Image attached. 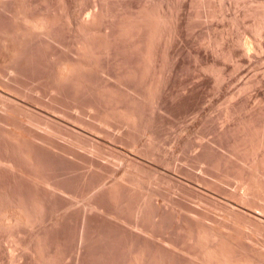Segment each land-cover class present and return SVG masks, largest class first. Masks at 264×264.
<instances>
[{
	"label": "rangeland",
	"instance_id": "1",
	"mask_svg": "<svg viewBox=\"0 0 264 264\" xmlns=\"http://www.w3.org/2000/svg\"><path fill=\"white\" fill-rule=\"evenodd\" d=\"M113 1L115 0H0V191L2 189L3 191L9 190L13 194L15 193V195H21L19 193H22L23 195H21L20 198H23V202L25 201L23 196H25L27 200L29 199L32 205L35 203L33 205L34 208H32V205L29 204V201H25L27 203L24 202L25 204H27V206L31 205L29 209L32 208V213L30 214H35L34 216L38 217H36L37 220L39 219V222H37L36 224V218H33V215H31L33 220L35 219V222L32 221V225H25L27 223H19L21 224L19 226L17 224L18 227H21L19 228V232L22 230L21 234L18 232V230H16L17 234H19L20 236L30 235V237L35 238V233L33 236L32 234L33 232H36L35 229L37 227V232L41 231L39 232V234H42V232L45 233L44 231L48 232L47 234L50 233V244L52 245V249L54 247V251L55 248H57L58 243H60V248L58 247V251L61 253L58 252V254H60L61 259L58 255V259H60L58 261L61 264H70L67 262L68 260H70L72 264L73 258L71 255L74 254L72 252L75 251V247L78 242L76 237L78 235L77 233L80 227V221L84 206L89 204V213L90 216H93L94 213L97 212L98 203L96 201H98V199L100 200V198L102 197L98 196L97 199V194H104L103 198L106 199V196L109 195V191L112 188L111 184L113 185V183H119L120 181V183L122 182L123 184L128 186L139 180V183L141 182L142 184L138 183V185H144V188L136 184L138 188L141 187V190L144 191L147 189V192L148 190L151 191L148 193L145 191L147 194L144 192V197H151V201L149 198H145L147 199L148 203L149 201L151 202V205L148 207H151V211H155V214L153 213L154 217H151L153 215H148V213L150 214V210L148 209L147 215L151 219L149 220L148 216H138V220H141L142 218L144 221L142 220L143 223L139 222L142 224V227L140 229H136V226H141V224L138 225V223H136L138 222L136 219L135 222V220H132L133 218L128 217L127 213L122 214L124 212L123 209L121 213V211L119 210L120 208L118 209V211L120 212H118L116 209H111L112 207L109 206L108 209H110L111 211L116 210V213L122 215L118 216V214L112 213L113 211L110 212V210H105V212L102 213V217H100L102 222H100L99 220L100 215L97 218L95 217L96 215L93 216L96 218V220H99H97V222H100L99 224L102 227L99 224L97 225L96 220L93 222L91 217V223H96L93 227V224L91 225V232L95 233V230L97 234V237L96 234H92L93 237L91 235L92 242L96 241V238L97 240L99 239V234L106 236V239H110L113 242L115 240H112L111 236H113L114 233L117 234L118 232H120L118 234L120 237L121 234H123L121 237L123 242L121 243L119 241V244H123V246L125 245L126 247L129 242L128 236L130 232V230H127V228L131 229V224H134L135 226L133 225V229H136L137 235L139 233V236H137L138 241L140 238L144 243L143 244L140 241L142 245L140 242H138L139 245H141L142 247L146 245V243L150 244V242H152V244H150V247L153 248V252L156 251L155 253L160 254V252L163 251V255L160 254L161 257L167 256L168 259H173L172 261L169 260L171 264H189L188 261H190V264H207L206 262H209L210 260L207 259V261L202 258V254L201 251H199V248L197 249L198 252H200L201 256L198 252L196 255L193 254L196 253L195 250L197 249H195V246L190 247L191 243H187L188 241L186 242V240L188 239H186L185 236L187 235L185 234L186 232L188 234V231L191 229L190 227L192 225L194 226L196 224L198 225V227L200 226L205 228L208 224L209 226L211 225L213 227V230L217 229L218 233L221 232L220 235H223L224 231L226 230L228 231L226 232V235L232 237L233 234V237L236 238L237 242H239L244 250L247 251V254H251V252H254L252 254H259L258 256H263L264 258V208H262L264 207V198L260 197L261 195H254L253 193L249 194L250 191L247 189V186H243L244 188L241 187L239 181L240 178L237 179L238 177L235 176V178L237 179L236 180L234 178V174H231L229 178H223V180L220 179L221 176L218 175V170V172H215V168H210L215 165V159L217 157L214 155L222 153L224 155L228 154L227 157L230 154L231 156L229 157L234 156L229 150H227V148L229 149V147L226 148L224 146V148L226 149L225 151V149L222 147L223 142L224 144H226V139L230 141L232 136H229V138L228 135H234L236 133V129L244 125L243 123L248 120V116L251 115V117L253 116V118L256 116V121L260 118V124L264 123V85H261L259 87V92L256 95L257 99L253 95H250L249 92H239L241 91V88L245 86V83H248L249 80L254 77L253 75L257 73L260 74L261 72L259 71L263 72L264 55L262 54L264 53L261 54L262 57L260 59H255L251 56V61H249V58L246 59L244 57L247 55V53H245V55L243 54L244 56L242 55L243 59L245 60L238 64V68L240 70H244V76H237L236 79H233L232 81L227 83L229 85H226V90L229 93L226 94V96L219 94V92L215 89L199 85V87H197L196 93L192 96L191 101H178L175 100L176 98H174L175 96L173 95L167 96L165 100L172 105V108L170 106L168 112H163L164 110L161 109V111L160 109H158V106L156 107V105H158L157 101L156 103L154 102V100H152L151 102V100L148 101L147 99L146 101V99H143L142 97L143 100H141V102H138L144 104L143 102L145 100L146 104H144V107L141 104V108L143 107L144 109H142L145 110H142L144 112V120L139 128L140 131L138 130V127L137 130L135 129V127H131L135 129L133 131L130 127L123 124L121 125V122L117 119H114L113 115L111 116V110L108 108V106H110L113 101H110L111 103L106 102L107 100L106 98L103 99V95L102 97H100L102 94V87L98 89V91L101 92H98L100 93L99 95L96 93V95H91L92 97H90V95L87 94L90 93L89 90L87 91V89H76L86 92H83L84 94L79 91H77V93L79 92L78 94L76 92L74 93V91L76 90L75 87H72L73 85L69 83V85H71L69 86L67 84L68 82L65 83V85L64 83L61 84L60 82L63 81H61L57 77V71L64 66L62 60L65 58H67L65 60H68V57L71 58L73 55H75L76 53H74V51L77 50V48H75L74 46L77 47L76 44L78 41H75L76 39L73 40L74 43L76 42V44L71 41L72 39H74L73 37H75L76 34H74L75 32L72 28L70 29V26L66 19L67 14H69V12L74 8H79L81 9L80 16L82 17L83 15L90 14L91 12L93 13L95 11L94 9L100 8L101 3L102 5L104 4V6L106 5V3L107 5L113 4L112 6H114L115 4H118V6H120L122 4L119 3L122 2L121 0H118V3ZM174 1H177L178 3L180 0H171V2ZM186 1L187 5L185 6V18L188 23H186L188 27L186 25V27H181V32L178 37L180 38L179 47L181 48L182 54L179 69L176 74H174L175 81L173 90L177 92L176 94H179V92L182 91L180 81L190 82L192 79H194L195 75L206 72L204 71L205 69L203 65L201 66V64L197 62L193 52L194 48L200 47L201 45L203 46L204 41L201 37L207 32L206 29H209L205 21L212 18V16L206 18L204 14H202L201 11L203 9L204 3L210 1L211 9L214 10V12L216 11V16H214L212 20L215 18L213 22L218 23V25L216 26L217 32L229 29L230 31H232V34H237V31L238 33H242L245 31V27H248V29L250 28V31L246 29L248 32H245L244 38H247L250 41H254L255 39H253V37L255 36V31L251 28L258 25V22L261 20L260 19L258 21L257 18H254V16L256 15L251 12H253L255 10V7L257 8L260 3L264 4L263 0H228V2H230V5L226 6L227 9H223V7L222 9H220L219 3H222V0ZM199 1L202 2L199 3ZM95 3L97 5H94ZM174 3L177 4L176 2ZM202 4L203 6L200 7V5ZM260 6L264 7V5ZM42 8H46L51 13L55 14L54 16H50V20L52 19L51 21L53 23H51L52 29L50 32V37L52 39L49 36L46 37V35L45 37L44 35L37 36L31 31L30 33H27L29 31H25L24 28H22L24 24L22 23L24 20L23 15L27 14L29 16H34V11ZM247 9L251 10L250 13L248 12L249 10L246 11ZM18 10H22L24 14L22 11L17 12ZM204 10H206L205 7ZM196 12L198 13L196 14ZM245 12H248V15L244 14ZM20 13L22 15L18 16V14ZM198 14L199 17L197 16ZM250 14H253V16H250ZM18 17L19 19H17ZM238 18L240 21H237ZM256 20L258 21L257 23H255ZM233 22L234 25H232ZM227 23L229 25H227ZM242 23L243 25H241ZM20 24H22V26ZM222 24H226L224 27H226L227 29L224 28ZM243 28L245 29L243 30ZM20 31L22 34L18 35L17 32L20 33ZM24 32L26 35L23 34ZM72 34H74L75 36H73ZM77 39H79V37H77ZM71 42L74 45L72 47H70V44H72ZM71 48L74 49V51H72ZM244 52L246 51L244 50L243 53ZM71 53L73 55L70 56ZM223 58H218L216 68H220L221 70H223L226 66L225 72H229L231 61L228 58V60H226V58ZM57 62L59 63V65H57ZM244 65L245 67H243ZM251 73L253 77L251 76ZM249 75L251 78L249 77L250 79L248 80L247 77ZM54 77L56 79H54ZM238 78L239 82L237 81ZM59 80L60 82H57ZM70 87L74 88V91ZM246 97L248 101L243 100ZM115 102L117 103V101H114L111 105L113 106ZM118 104H120L119 101ZM112 106H110V108L115 109V106H117V104L114 105V107ZM240 108L242 109V111ZM104 110L110 112V114L108 112V115H110L111 118ZM107 117L109 119V123L105 121V118L107 120ZM144 121H148V124H150V126L148 124L145 126L149 127L151 131L153 130L154 133L149 131L148 128L146 129V127H143ZM233 128H235V130ZM141 129H143L142 132ZM226 130H229L230 133ZM150 132L155 136H151L152 134ZM142 133H144L145 135ZM149 134L151 138H149ZM219 135H221L222 141L223 137L224 139L226 138V136L228 137L223 142H221V145L220 143H218V140L219 142L221 141L219 139ZM152 137H154L153 140H151ZM147 138H149V141H152V144L151 141L149 142ZM216 140L219 146L217 145V143H215ZM139 143H141L142 145ZM220 146L222 148H220ZM148 147L150 148V150ZM18 148L22 150H19ZM212 150H214L215 153L217 151V154H215ZM208 152L210 153V155L214 154L212 157L214 160L213 165H211L212 158L209 159L211 156H208ZM204 154H207L205 158L209 157V160H207V162L210 161L211 163H205V158L201 159L202 156H205ZM234 158L235 157H233V159ZM205 167L208 168L206 169ZM217 175L219 176V178ZM87 176L88 178H86ZM135 178L138 180H135ZM225 179L228 180L226 181ZM130 181H133V183H131ZM178 181L182 182V184L185 185L180 186L179 183H177ZM144 182L146 183V185L144 184ZM129 187L131 188L132 185H130ZM135 187L133 184L132 188ZM101 188H103V190H101ZM9 191L6 194L4 193L6 191H4L2 193V196L0 195V200L4 199ZM104 191H107L106 193H108V195L104 193ZM12 193L11 196H14ZM149 193L152 195H148ZM231 195L234 196L232 197ZM248 195L250 196V198ZM255 196H258L257 199ZM17 197L18 196H16V198ZM94 198H96L97 200ZM108 198L109 196L106 200H108ZM211 198H213L214 200L210 201ZM215 198L216 200L222 202V204H224L223 202L228 203L229 207L231 208H228L229 210L227 208H223L224 206L220 205V203L217 204V202H214ZM1 202H4V200H1ZM94 202H96V205L94 204V206H96V209L92 204ZM2 204L3 203H1L0 205L2 206ZM90 204L92 206H90ZM234 206L238 207L234 210H243V212L251 215L252 218L257 220L260 219L259 221L255 220V222L260 223L252 224L249 223L250 221H247L239 216L235 217L236 214L232 212V207L235 208ZM93 209L96 211L94 212ZM4 210L5 209L0 208V214L6 212L5 214H7L8 216L4 213V217L3 215H0V225L4 224L8 227L10 226L11 232L14 231V233H16L15 229L17 227L13 228L12 230L11 227L13 222L9 223L10 221H14L11 218L12 214L9 217V214L10 212L12 213V211H8V209L6 208L9 213L8 214L7 211ZM34 211H38V214L42 217H39V215ZM193 211L196 212L194 213ZM91 212H94L93 215ZM159 213L161 215L160 217L159 215H157ZM196 213L198 216L196 215ZM116 215L118 216V219L122 216L127 217L125 219H123V217L118 220ZM155 215L157 216L155 217ZM5 216L11 219L6 221L7 218ZM201 216H203V218ZM157 219L160 221L158 222ZM114 220L121 223L119 224L117 222L120 226L116 223L120 231L118 230V228L115 229L116 226L115 224H113ZM127 220L130 221L128 222ZM131 220L133 222L130 224ZM145 220H149L148 222L152 223L149 224L147 222L149 225L148 226ZM230 220H233V222ZM110 221L113 222L111 224L109 223L111 228L107 223ZM155 221H157L158 223ZM243 221L247 222L243 224ZM144 222L146 223V225L144 224ZM218 223L220 225H218ZM102 224H104V227L106 226V229L104 228L105 233L103 232L104 230L102 229ZM112 224L114 227H112ZM222 224H226L227 226H224ZM247 224L250 226H248ZM258 224L261 225L259 226ZM4 225L3 227L0 226V233L2 232L0 235V248L2 250V253H0V262H2L1 264H18L17 262H20V260H22V255L26 252L27 249L25 248V250L23 249V247H21L23 244H20L21 246H18L20 248L17 249V243L15 242H18V240L15 241L14 238L18 239V235L13 233L14 235L12 234L11 236L10 229L6 226L5 228H8V231L10 233L9 234L8 232H6V234L8 233L10 237L8 236V234H4L6 230L4 228ZM95 225L98 226L99 229L103 230L102 232L104 234L100 233L101 230L100 232L99 230L97 231V227ZM144 225L146 228L143 227ZM107 226L110 229H115L116 231L118 230V232H116L115 230V232H113V230H110ZM130 226L131 228H129ZM22 228L28 230L27 235L24 234L26 232H23L25 230H23ZM223 228L225 229L224 231ZM107 229L110 232H107ZM151 229L154 230L152 231ZM220 230H222L223 232ZM121 231L124 233L126 232L127 236ZM229 232L231 234H227ZM106 233H111V236H107ZM37 234L38 233H36V236ZM116 234H114V236L117 238L115 244H117L119 239L118 234L117 236ZM114 236L113 238L115 239ZM74 237L76 238V240ZM103 238L101 239L104 241ZM101 239H99L98 242H100ZM126 239H128V241ZM142 239H144L146 242ZM148 239H150V241ZM110 240L108 241L111 242ZM124 240H126L127 242ZM105 241L108 242L107 240ZM105 241L103 242V244L105 243ZM124 242H126L127 244H124ZM93 243V246H96V242ZM63 244L65 245L63 246ZM119 244L114 245L113 242V246H120ZM153 244L155 246H153ZM36 245L35 247L38 248L39 244L36 243ZM104 245L107 247L108 245L111 246L110 243ZM147 245L146 248L148 249L149 246L147 247ZM112 247L108 249H110L111 251ZM154 247L159 251L155 250ZM36 248L35 251L37 250ZM192 248L194 250H192ZM20 249L24 252L22 253ZM20 252L22 253V255ZM55 252L56 253H54V257H56L55 259H57V250ZM108 256H111L110 253ZM34 257H37L36 253L34 254ZM54 261L56 262V260ZM210 263L213 264V261H210Z\"/></svg>",
	"mask_w": 264,
	"mask_h": 264
},
{
	"label": "bare ground",
	"instance_id": "2",
	"mask_svg": "<svg viewBox=\"0 0 264 264\" xmlns=\"http://www.w3.org/2000/svg\"><path fill=\"white\" fill-rule=\"evenodd\" d=\"M121 1L122 2H119V3L120 4L122 3L123 5L121 4L120 6H118V4H115L114 6H112L113 4L107 5V3L104 6V4L102 5V3H101L100 8L94 9L95 11L93 13L91 12L92 14L91 13L87 14V12H86L87 15H83L85 17L80 16L81 9H79V8H74L72 11L69 12V14H67L66 19H67V22L70 26V29L71 28L73 29V31L75 32L74 34H76V36L79 37V39H77V37L74 34H72L76 38L73 37L74 39H72L71 41H73L75 39H76L75 41H78L77 44H76V42L74 43V41H73V43L76 44L77 47L74 46L72 42H71L72 44H70L71 45L70 47L74 46L75 48H77L76 51H74V49L71 48L72 51H74V53H76V54L73 55L72 54L73 52H72L70 54V56L71 55H73V56L71 58L68 57V60H65L67 58L63 59L65 61H63L61 59L64 66L57 71V77L61 81H63V82H60V80H59L57 82H60L61 84L64 83V85H65V83L68 82L67 84L69 85V83H70L71 85H73L72 87H75V90L76 89H84V90L87 89V91L88 90L90 91V93H87L90 95V97H92L91 95H93V96L96 95V93L99 95L102 92L100 97H102V95H103V97H104L103 99L106 98V100H107V101L105 100L106 102L117 101V103L116 102L114 103V105L117 104V106H115V109L110 108V106H112L111 104H113V102L112 103L110 102L111 104L109 103L110 106L107 105L108 103L106 105L111 110V116L113 115L114 119H117L118 121H120L121 125L123 124L125 126L130 127V128L135 127L136 130L138 127V130H139V128H140V126L144 120V116H143L144 112L143 111H145V110H143L144 109L143 107H144V104H146V103H145V100H144V102L142 101L144 104L139 103L138 101L141 102V100H143L144 98L146 99V101H147V99H148V101L151 100V102H152V100H154L155 103L157 101L158 105H156V107L158 106L157 107L158 109L164 110L163 112H165V111L168 112V109L170 108V106L172 108V105H171V103H169L165 100V98L167 96L173 95V96H175L174 98H176L175 100H178V101L179 100L180 101L181 100H190L191 101V98L196 93L197 87H199V85L207 86V87H210L212 89H215L219 92V94L226 96V94L229 93L226 90V85H229L227 83L232 81L233 79H236L237 76H240V75H241V77L244 76V70H240L238 68V64H240L241 62H243L245 60V59H243L242 55L243 54L245 55V53H247L246 56H244V55L243 56L246 59L249 58V61H251L250 60L251 56L254 57L255 59H260L262 57V55H264V54H262V53H264L263 52V48H264V7L260 6V5H264L263 3L262 4L260 3V5H258L257 8L255 7V10L253 12H251V13H254L256 15V16H254V18H257L258 21L260 19L261 20L259 22L256 20L255 23L258 22V25H256V26L253 25L254 27L251 28L252 30L255 31V32L254 31L253 32H254L256 37L255 36L253 37V39L255 38L254 41H250L247 38H244L245 32L247 30L250 31V28L248 29V27H245L247 30L245 28H243V30L245 29V31L242 33L241 32L238 33V31H237V34H232V31H230L229 29L223 30L221 32H217L216 26L218 25V23L213 22V20L215 18L212 20V18L214 16H216L215 15L216 11L214 12V10L211 9V2L210 1L205 2L204 6H203V4L200 5V7L203 6V9L201 12H202V14H204V16L206 18L211 17V16H212V18L208 19V20L205 19L206 21L203 20L206 22V25L209 29H206L207 32L204 30L206 33L201 37L202 40L204 41L203 42L204 44L202 43L203 46L201 45L200 47L194 48L193 52H194V56H195L197 62H199V64H201V66L203 65V67L205 69L204 71H206V72L201 73V74H197V75H195L193 73L195 76H194V79H192L190 82L180 81L182 91L179 92V94H176L177 92H175L173 90L174 81H175L174 80L175 79L174 74H176V72L179 69L180 62H181V54H182L181 48L179 47V44H180L179 39L180 38H178V37H179L180 32H181V27L185 26L187 23L186 18H185V15H186L185 6L187 5V1L186 0H180L178 3H177V1H174L177 4H175L174 2H171V0H126L127 2L124 0L125 4L123 3V0H121ZM113 2L118 3V0H115ZM201 2L199 1V3H201ZM219 4H220V7H219L220 9H222V7H223V9L224 8L227 9L226 6H229L230 2H228V0H224V1L222 0V3L220 2ZM94 5H97V4L95 3ZM204 7L206 8V10H204ZM212 8H214V7H212ZM250 9H247L246 11L249 10L248 12L250 13V11L252 10V9L251 10ZM200 10H201V8H200ZM20 11H22V10H18L17 12H20ZM34 12H35V14L32 12L34 14V16H29L27 14H24V12H23V14H24L23 19L24 20H23V22L19 21V22L24 23L22 28H24L25 31H29L27 33H30V31H31L32 33L36 34L37 36L44 35V37H45V35H46V37L47 36L50 37L51 36L50 32L52 29V25H51L52 19L50 20V16H54L55 14L51 13L46 8H42V9H39V10L34 11ZM248 12L247 13L245 12L244 14L248 15ZM197 13L198 12H196V14ZM220 14H221V12H220ZM19 15H22V14L20 13V14H18V16ZM197 16L199 17V14ZM250 16H253V14H250ZM198 17H196V18H198ZM17 19H19V17ZM200 19H199V21H200ZM192 21H195V20H192ZM217 21H219V20H217ZM237 21H240L239 18ZM54 22H56V21H54ZM20 25L22 26V24H20ZM225 25L222 24L223 27ZM227 25H229V24L227 23ZM232 25H234V22ZM241 25H243V23ZM186 26L188 27V25H186ZM16 27H17V25H16ZM18 27H19V25H18ZM201 27H202V25H201ZM227 27H229V26H227ZM235 27H236V25H235ZM250 27H252V26H250ZM224 28H226V27H224ZM229 28H231V27H229ZM17 34L19 35L22 33L20 31V33L17 32ZM23 34H25V32ZM218 39H219V41H218ZM213 41H216V42H213ZM220 46H221V48H220ZM244 50L246 52L243 53ZM221 57L222 58L224 57V58H226V60L229 59L231 61V66L229 67L230 68L229 72H225L226 66L224 67L225 70L223 69L224 71L221 70L220 68H219L220 70L216 68L217 67L216 63L218 61V58H221ZM263 62H264V60H263ZM91 63H92V65H91ZM57 65H59V63ZM243 67H245V65ZM58 68H59V66H58ZM56 69H57V67H56ZM52 71H54V70H52ZM202 71H203V69H202ZM249 71H250V69H249ZM254 72H257V71H254ZM259 72H261V73L260 74L254 73L255 74V75H253L254 77L252 76V73H251V76L253 78L251 80H249L251 78L249 75L247 77L249 82L248 83L246 82L247 84L245 83V86L241 88V91H239V90L238 91L239 92H249L250 95H253L257 99L256 95L259 92V87L261 85H264V70H263V72L262 71H259ZM54 79H56V78L54 77ZM237 81L239 82V78ZM71 85H69V86H71ZM100 87H102L101 92L98 91V89ZM71 89H73V91H74V88H71ZM77 91H79V90L74 91V93L75 92L77 93ZM198 91H199V89H198ZM79 92L83 93L86 91L80 90ZM98 92H100V93H98ZM242 94H244V93H242ZM142 97H143V99H142ZM195 97H196V95H195ZM193 99H194V97H193ZM212 99H214V98H212ZM227 100H229V99H227ZM243 100L246 101L247 97ZM118 101L120 104H118ZM141 104L143 105V107H142L143 109L141 108V106H142ZM106 105H104V106H106ZM114 105L112 107H114ZM104 111H106V113L108 115L109 111L108 112H107V110H104ZM241 111H242V109H241ZM102 113H103V111H102ZM109 114H110V112H109ZM249 114H250V112H249ZM255 115H256V113H255ZM108 116L111 118L110 115H108ZM260 116H263V115H260ZM248 117H249L248 120H246V122L244 121L245 123L242 122L244 125H242L239 128L236 127L237 129H236V131H235L236 133L234 135H231V134L228 135V137L232 136L230 141L226 139V138H228L226 136V138H225L226 139L225 142H227L226 144H224V142H223L225 140L224 137H223V141H222L221 135H219L220 136L219 139L221 141L219 142V140H218V143H220V145H221L222 144L221 142H223V145H222L223 148H224V146L226 148L229 147V149L227 148V150H229L232 153V155H234L233 156V157H235L234 159H233V157H229V156H231V154L227 157L228 154L227 155L226 154L224 155L222 153L217 154V151L215 153L214 150H212V151L215 154H217V155L213 154L214 156L217 157V158L214 157V158H216L215 159L216 160L215 165H213V163H214L213 162L214 160L212 158L213 155H210V153H209L210 151L207 154H209L208 156H211L210 158L209 157L208 158L209 159L212 158V163L210 161L207 162V160H209L208 158H205L207 154H204L205 156L204 157L202 156L201 159L205 158L206 159L205 163H208V164L211 163V165H213V167H210V168H212V169L215 168V170H216L215 172H218V171L220 172V173L218 172V175L221 176L220 179L229 178V176H231V174H234V178H235V176L238 177L237 179L240 178L239 181H240L241 187L247 186V189L250 191L249 194L253 193L254 195H261L260 197L264 198V123H262L263 125L260 124V121H259V120H261L260 118L257 119V121H259V122H257L256 116L254 117L255 119L253 118V116L251 117V115ZM107 120L105 118V121L107 123H109L108 117H107ZM145 122L146 121H144V124H143L144 126L142 125L143 127H146L145 125L148 124V121L146 122V124H145ZM151 123H153V122H151ZM148 125L150 126V124H148ZM239 125H240V123H239ZM239 125H237V126H239ZM143 127H141V128H143ZM133 128H131V129L134 131L135 129H133ZM147 128L149 129V127H146V129ZM233 129L235 130V128H233ZM142 130L143 129H141V132H142ZM149 131H151V130L149 129ZM226 131H229V130H226ZM148 132H147V134H148ZM151 132L154 133L153 130ZM144 133H142V134H144ZM229 133H230V131H229ZM149 136H150V134H149ZM151 136H155V135L152 134ZM151 136L149 138H151ZM149 138H147L148 141H149ZM153 139H154V137H152L151 140H153ZM145 141H147V140H145ZM215 143H217V140ZM218 143H217V145H218ZM139 144H141V143H139ZM151 144H152V141H151ZM222 147L220 146V148H222ZM14 148H15V146H14ZM18 149L22 150L20 148H18ZM149 150H150V148H149ZM156 150H157V148H156ZM225 151H226V149H225ZM19 152H21V151H19ZM212 169H210V170H212ZM219 176H218V178H219ZM86 178H88V176ZM152 178H154V177H152ZM232 179H233V177H232ZM135 180H138V179L135 178ZM229 181H230V179H229ZM91 182H89V183H91ZM130 182L133 183V181H130ZM218 182H219V180H218ZM138 183H139V180L137 182L133 183L134 187L136 184L138 185ZM177 183H179L180 186L185 185L179 181ZM83 184H84V182H83ZM127 184H129V183H127ZM133 184H130V185H132V187H133ZM139 184H142V183L140 182ZM144 184L146 185L145 182H144ZM130 185L126 186L122 182L120 183V181H119V183L115 182V183H113V185L111 184V186H112L111 190L109 189L111 186L108 188L110 190L109 195H108V193H106L108 190L106 192L104 191V193H106L109 196L108 200H106L108 196H106V199H105V198H103L104 194L103 195H102V193H99V195L97 194V197H96L97 199H98V196H100V197L102 196L100 198V200L98 199L99 202L96 201L98 203L97 212H95L96 210L93 209V211L95 213H98V214H95L93 212L94 213V215H93V213L91 212L92 215L93 216L96 215L95 216L96 218L100 215L99 220H100V222H102L100 217H102V213H104L105 210H110V209H108L110 206V207H112L111 209H116L117 211L120 208L119 210L121 211V213L124 210V212L122 214L127 213L128 217L133 218L132 219L133 221L136 219L138 222H136V220H135V222L138 223V225L143 223V221H144L142 218H141V220H138L139 219L138 216L141 217V216L153 215L151 217H154L155 211L154 212L151 211L150 210L151 207L150 208L148 207L151 205L150 204L151 203L150 202L151 197L145 196L146 198L150 199L149 203L147 202V199L144 197V195H145L144 192L147 190L146 187H145L146 190L144 191V190H141V187H143L144 185H142V186L138 185V186H141L139 188L136 185V187L138 189L136 187L130 188L129 187ZM101 190H103V188H101ZM104 190H106V189H104ZM1 191H0V195L2 196V193L4 191H6V192H4L6 194L9 190L3 191V189H2ZM98 192H100V191H98ZM148 192H151V191L148 190ZM11 193L12 192L9 191V193L5 196V198L1 199V200H4V202H1V200H0V204L3 203L2 206H4L6 204L5 205L6 208L8 209V211H12V213L10 212V214H9L8 211L6 210L5 206L2 207L0 205V208L5 209L4 211H7V213L9 214V217L12 214L11 218L14 221L9 222V223L13 222L12 227H11L12 230H13V228L17 227L15 229V232H16V230H18V232H19V228H21V227L17 226V224L19 226L21 225L19 223H23V224L27 223L25 225H30L32 223V221L33 222L36 221V224H37V222H39V219L37 220L38 217L34 216L35 214L34 215L30 214V213H32L31 209L34 208L33 205L35 203L32 205L31 202L29 201V199L27 200V198L25 196H23L24 200L29 201L30 202L29 204L32 205V208L29 209V207L31 205L27 206V204H25L27 202L24 201L25 202L24 203L23 198H20V196L23 195L22 193H19L21 195H15V193L14 194L12 193L15 196V198H14V196H11ZM4 195H3V197H4ZM148 195H152V194L149 193ZM16 196H18L17 197L18 199L16 198ZM95 196H96V194H95ZM210 196H212V195H210ZM255 197L257 199L258 196H255ZM96 198H94V199H96ZM208 198H209V196H208ZM241 198H243V197H241ZM249 198H250V196H249ZM212 200H214V199L211 198L210 201H212ZM240 200H242V199H240ZM96 202L92 203L93 206ZM214 202H217V204L220 203V205L224 206L223 208H227V209L231 208V207H229L228 203L223 202L224 204H226V205H224V204H222V202L216 200V198H215ZM247 203H248V200H247ZM258 204H260V203H258ZM227 205H228V207H227ZM83 206H84V204H83ZM90 206H92V205L90 204ZM85 207H87V208H85ZM94 207L96 209V206H94ZM236 208H238V207H235V208L232 207V209H233L232 212L236 214L235 217L239 216V217H241L247 221H250L249 223H252V224L260 223V222H255V220H257V219L252 218L251 215L247 214L246 212H243V210L242 211H240V209L234 210ZM262 208H264V207H262ZM148 209L150 210V214L148 213V215H147ZM116 210L115 211L112 210L113 212L110 210V212L116 213L117 212ZM89 211H90L89 210V204H87L86 206H84V210H83L81 221H80V227H79V230L77 233L78 235L76 237L78 242H77V245L75 247V251L72 252L74 254L71 253L72 254L71 256L73 258L72 264H118V262H119V264H171L169 262L170 259H168L167 256L161 257V255H163V251L160 252L161 255L155 253L156 251L153 252L154 251V250H152L153 248L150 247V244H152V242H150V244L146 243V245L149 244V245H147V247L149 246L148 249L146 248V245H144L145 247L144 246L141 247L143 241H141L140 238L138 241L137 236H139V233L137 235L136 229H138V228L140 229L142 227V224L140 227L136 226L137 228L133 229L134 224H131L133 222L132 220L130 222V224L132 225V228H131V226L129 227L131 229L127 228V230H130L129 236H128L129 237L128 238L129 239L128 244L126 243L128 241V239H126L127 241L124 240V241H126V242H124V244L125 243L127 244L126 247H125V245L123 246V244H121V245L119 244L120 242L121 243L123 242V240L121 238L123 234H121V237L119 236L118 233H120V232H118L119 228L117 226L121 223H119L117 221L119 223L118 224L115 220H114V223L111 221L107 222V223H108V225H109V223L110 224L113 223L116 226L115 229L118 228L117 231L115 229L114 230L116 232H118L117 234H118V238L120 240L118 239L117 244H119L120 246H113V242H114V245H117V244H115V241L117 238L114 236V234H116V233L113 234L112 232L111 233L113 234L115 239L113 238V236L110 235L111 233H108V234L106 233V235L107 236L110 235L112 238L111 237H108V238L115 240L113 242L110 239H106V236L99 234V236H100L99 239L104 237L103 238L104 241L110 240L111 242H109V241L108 242L111 244V246H109V245H108V247L105 246L104 244H109V243L105 241V243L103 244L104 241L102 239L100 240V242H98L99 239L97 240V238H96L97 237L96 231L94 230L95 233H92L91 229L94 226V224L97 223V225H98L100 222H97L98 219L96 220L95 217L90 216ZM120 211H118V212H120ZM34 212H36V211H34ZM151 212H152V214H151ZM193 212L195 213L196 211H193ZM0 213H1V211H0ZM3 213L5 214L6 212H3ZM3 213L0 215H3ZM36 213L38 214V211ZM197 213H198V211H197ZM197 213H196V215H197ZM116 214H118V216L122 215L119 213H116ZM5 215H7V214H5ZM31 215H33V218L37 217L36 220L34 219L35 221L33 220ZM157 215H159V217L161 216L160 213ZM157 215H155V217ZM231 215H233V214H231ZM7 216H5L7 218L6 221L11 219V218H8ZM118 216L116 215L117 219H118ZM3 217H4V215H3ZM39 217H42V216L39 215ZM123 217L124 216L119 217V219L123 218ZM126 217H124L123 219H125ZM134 217H136V218H134ZM148 217H146V218H148ZM201 217L203 218V216H201ZM90 218L93 220V222L96 220V223H93V222L91 223L92 220ZM93 218H95V219H93ZM148 219L150 220L151 218L149 217ZM229 219H231V218H229ZM3 220H5V219H3ZM259 220H257V221H259ZM127 221L129 222L130 220H127ZM148 221L145 220L146 223ZM159 221L160 220H158V222ZM230 221L233 222V220H230ZM247 221H245V222H247ZM139 222H141V223H139ZM145 222H144V224L146 225ZM155 222H157V221H155ZM202 222H204V221H202ZM245 222L243 221V224ZM14 223L16 224V226ZM47 223H49V222H47ZM148 223H147V225H148ZM150 223H152V222H150ZM219 223H218V225H220ZM227 223H229V222H227ZM13 224H14V226H13ZM113 224H112V227H114ZM3 225H0V226L3 227ZM91 225H92V227H91ZM102 225H103L102 229L104 231L99 229L98 226H96V225L95 226L97 227V231L99 230V232H100V230H101L100 233H103V232L105 233L106 226L104 227V224H102ZM145 225L143 226L144 228H146ZM222 225H224V224H222ZM5 226L6 225H4V228H5ZM151 226H153V225H151ZM192 226L190 227L191 229L188 228V229H190L188 231V234H187V232L185 234V235H187V236H185L186 239H188V240H186V242L188 241L187 243H191L190 247L195 246L196 247V248L194 247L195 249L199 248L200 249L199 251H201L202 258H204V260L208 259L210 261H213V264H264L263 256L260 257V256H258L259 254L258 255L252 254L254 252H251V254H247V251H245L244 248L241 246V244L239 242H237L236 238L233 237V234H232V237H230L229 235H226V232H228V231L227 230L224 231L225 230L224 226H223L224 227L223 231H224L225 235L222 233L224 236L220 235L221 232L218 233L217 229L213 230V227L211 225L209 226L208 224L206 225L205 228L200 227V226H199L200 227L199 228L198 225H196V224L193 227ZM248 226H250V225H248ZM6 227H8V226H6ZM109 227H110V225H109ZM4 228H2V229H4ZM8 228L10 229V226ZM8 228H5L6 230H5L4 234H6V232L9 233ZM37 228L35 229L36 232H33V230H32L33 234L31 233L32 236L35 233V238L37 237L36 239L34 237L33 238L30 237V235H27V231H28L27 229H23V230H25L23 232H26L24 234H26L29 237L23 236V235L20 236L19 234H17V232L16 233H14V231L11 232V229H10L11 234L10 233L9 234L11 236L14 233V234H17L19 238L21 237L20 239L14 238L15 241L18 240V242H15V243H17L16 244L17 249L20 248V247H18L20 244L24 245V246L20 245L21 247H23V249H25V248L27 249V250L25 249L26 252L23 255H22V253L24 251L21 250L22 248L20 249L22 251V253L20 252L22 255V260H20V262H17V263L18 264H54L57 262L56 264H61L58 261L61 259L60 254H58V252H59L58 247H59L60 243H58L57 248H55V251L57 250V255H56L57 259H55L56 257H54V253H56V252L53 250L54 247L52 249V247H51L52 245L50 244V241H51V239L49 238L50 233L47 234L48 232L44 231L45 233L42 232V234L40 233L41 234L40 235L39 232H41V231L37 232ZM226 228H228V227H226ZM39 230H40V228H39ZM110 230H113V229H110ZM114 230H113V232H115ZM123 230H125V229H123ZM21 231L19 232L20 234H21ZM108 231L109 230L107 229V232ZM220 231H222V230H220ZM1 233H0V235H1ZM36 233H38L37 236H36ZM122 233H124V232H122ZM9 234H8V236H9ZM28 234H30V233H28ZM92 234H96V237H94V238H96V241H93V242H96V246L94 245L95 247L93 246L94 243L92 242V237H93ZM117 234H116V236H117ZM124 234H126V232ZM227 234H231V233L229 232ZM91 235H92V237H91ZM126 236H127V234H126ZM126 236H125V238H126ZM22 237H24V238H22ZM0 238H1V236H0ZM25 238H27V239H25ZM76 238H75V240H76ZM142 240H144V239H142ZM148 240L150 241V239H148ZM138 242H140L141 245H139ZM36 243L39 244L38 248H36L37 247ZM35 245H36V247H35ZM64 245L65 244H63V246ZM153 246H155V245L153 244ZM110 247H112L111 251H110V249H108ZM35 248L37 249L36 251H35ZM188 249H189V247H188ZM155 250H157V249L155 248ZM192 250H194V249L192 248ZM1 251L2 250L0 248V253H2ZM157 251H159V250H157ZM195 251H196V253H193L194 255L197 254L198 249ZM32 252L34 254L36 253L37 257H34V254ZM52 252H53V254H52ZM20 253H19V255H20ZM59 253H61V252H59ZM109 253L111 256H108ZM198 253L200 254V252H198ZM201 254H200V256H201ZM58 255H59L60 259H58ZM0 258H1V254H0ZM32 258L34 259L35 262L33 261ZM54 260H56V262ZM172 260H170V261H172ZM210 261L209 262L205 261V262L208 264V263H210ZM67 262L71 264L70 260H68ZM188 262L190 264V261H188ZM1 263L2 262H0V264Z\"/></svg>",
	"mask_w": 264,
	"mask_h": 264
}]
</instances>
